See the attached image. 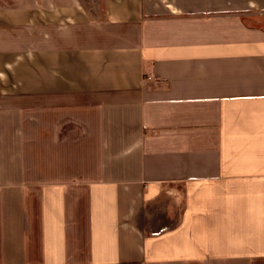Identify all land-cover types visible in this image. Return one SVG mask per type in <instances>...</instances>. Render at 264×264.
<instances>
[{
    "label": "crops",
    "instance_id": "1",
    "mask_svg": "<svg viewBox=\"0 0 264 264\" xmlns=\"http://www.w3.org/2000/svg\"><path fill=\"white\" fill-rule=\"evenodd\" d=\"M0 264H264V0H0Z\"/></svg>",
    "mask_w": 264,
    "mask_h": 264
},
{
    "label": "rangeland",
    "instance_id": "2",
    "mask_svg": "<svg viewBox=\"0 0 264 264\" xmlns=\"http://www.w3.org/2000/svg\"><path fill=\"white\" fill-rule=\"evenodd\" d=\"M84 3H87V5L91 6H97L98 4H100V0H83Z\"/></svg>",
    "mask_w": 264,
    "mask_h": 264
},
{
    "label": "built area",
    "instance_id": "3",
    "mask_svg": "<svg viewBox=\"0 0 264 264\" xmlns=\"http://www.w3.org/2000/svg\"><path fill=\"white\" fill-rule=\"evenodd\" d=\"M148 79H150V77Z\"/></svg>",
    "mask_w": 264,
    "mask_h": 264
}]
</instances>
